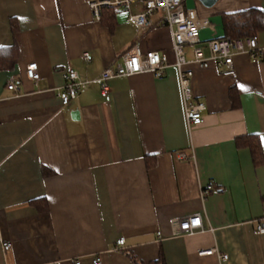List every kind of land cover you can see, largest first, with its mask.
I'll return each instance as SVG.
<instances>
[{"label":"crops","instance_id":"obj_1","mask_svg":"<svg viewBox=\"0 0 264 264\" xmlns=\"http://www.w3.org/2000/svg\"><path fill=\"white\" fill-rule=\"evenodd\" d=\"M185 5L214 26L200 31L206 59L204 42L224 37L223 14L264 11V0ZM151 23L140 31L123 10L97 21L87 0H0V49L17 48L14 67L0 69V264H264V234H254L264 227V31L258 63L188 65L193 101L205 107L190 127L170 30L159 14ZM135 43L165 53L169 67L111 79L104 98L98 78ZM31 63L38 82L26 75ZM70 70L89 83L63 106ZM192 214L203 229L174 236L171 221ZM213 248L227 259L197 255Z\"/></svg>","mask_w":264,"mask_h":264},{"label":"built area","instance_id":"obj_2","mask_svg":"<svg viewBox=\"0 0 264 264\" xmlns=\"http://www.w3.org/2000/svg\"><path fill=\"white\" fill-rule=\"evenodd\" d=\"M93 16L97 21H101L103 11L106 9L123 10L128 13L130 21L140 31H146L151 26L152 17L160 15L161 25L168 28L171 33L173 52L175 57L174 66L178 70L179 84L185 108V116L190 127H198L203 122L202 113L205 107L201 103L193 101L191 90L192 72L188 69L191 63H205L206 60H213L218 66L227 71L232 69L233 58L238 55H246L252 63H258L263 58V50L258 47L256 37L246 40L231 39L229 37H212L204 42V47L208 52V58L202 54L200 41V31L209 29L215 32L214 26L206 19H200L193 8H187L186 0H87ZM135 5H140L139 12L132 11ZM191 52V57L189 54ZM83 59L90 60L88 53L83 54ZM169 67L168 57L165 53L157 51L143 52L138 43H135L124 55L123 64L115 69H105L97 82L101 86V95L107 98L110 93L108 81L118 77L130 76L142 72H151L156 77H161ZM27 77L38 82L41 80L37 63H31L26 70ZM66 84L59 92V98L63 106H69L72 99L87 87L89 82L81 80L78 73L70 70L66 75ZM11 91H19V82L12 81L8 85ZM181 159H187L180 155ZM214 184L208 183L200 189V198H205L214 190ZM174 236L191 235L198 230H202V221L199 214H192L171 221ZM254 234H264V227L257 223ZM118 246L125 244L124 238L118 241ZM11 248V243L3 245L4 251ZM198 256H216L220 261H225L227 256L221 255L216 248L200 250ZM74 264H81L75 261ZM92 264H101V260L96 258Z\"/></svg>","mask_w":264,"mask_h":264},{"label":"trees","instance_id":"obj_3","mask_svg":"<svg viewBox=\"0 0 264 264\" xmlns=\"http://www.w3.org/2000/svg\"><path fill=\"white\" fill-rule=\"evenodd\" d=\"M117 9H106L103 11L102 20L108 12L111 13V17H115V12ZM222 21V31L224 37H229L231 39H242L246 40L251 37H256L260 32L264 31V11L259 9H247L244 11L223 14L221 16ZM17 48L13 46L9 49H0V69H7L14 67L16 63ZM10 56V59L7 57ZM15 56V57H14ZM235 92L230 91V97L234 98ZM249 139V138H246ZM240 140L245 142V140ZM256 139V138H255ZM239 142V141H238ZM241 143V142H239ZM247 146L251 150L253 161L255 164L260 162L261 152L258 140H253L252 142H246ZM152 264H162L161 259Z\"/></svg>","mask_w":264,"mask_h":264},{"label":"water","instance_id":"obj_4","mask_svg":"<svg viewBox=\"0 0 264 264\" xmlns=\"http://www.w3.org/2000/svg\"><path fill=\"white\" fill-rule=\"evenodd\" d=\"M204 8H211L213 7L218 0H197Z\"/></svg>","mask_w":264,"mask_h":264},{"label":"rangeland","instance_id":"obj_5","mask_svg":"<svg viewBox=\"0 0 264 264\" xmlns=\"http://www.w3.org/2000/svg\"><path fill=\"white\" fill-rule=\"evenodd\" d=\"M132 11L135 13V11H134V7H133Z\"/></svg>","mask_w":264,"mask_h":264}]
</instances>
